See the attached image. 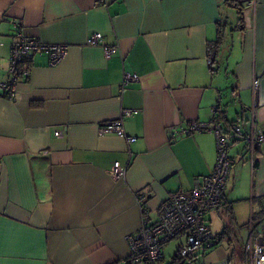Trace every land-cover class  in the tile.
<instances>
[{
  "label": "crops",
  "instance_id": "1",
  "mask_svg": "<svg viewBox=\"0 0 264 264\" xmlns=\"http://www.w3.org/2000/svg\"><path fill=\"white\" fill-rule=\"evenodd\" d=\"M19 31L67 52L33 55L13 98L0 88V264H132L127 236L215 164L214 133L181 128L211 125L218 106L222 122L264 129V0H0V83ZM124 72L138 79L122 85ZM123 109L133 142L99 130ZM229 156L207 221H222L218 242L245 230L244 245L264 229V142L251 155L233 139Z\"/></svg>",
  "mask_w": 264,
  "mask_h": 264
},
{
  "label": "built area",
  "instance_id": "2",
  "mask_svg": "<svg viewBox=\"0 0 264 264\" xmlns=\"http://www.w3.org/2000/svg\"><path fill=\"white\" fill-rule=\"evenodd\" d=\"M101 34L93 32L89 36V43H100ZM115 51V46L104 45L103 52L109 57ZM67 46L62 44H45L33 37L17 32L11 46L9 56V77L7 81L0 83L4 94L13 98L15 94V82L20 76L29 77L30 61L33 55L46 54L50 64L58 63L66 54ZM138 79L136 73L124 72L122 85ZM254 87L257 80L253 81ZM218 106L213 107L215 117L211 125L191 122L181 128L180 133H191L195 130H209L216 138V161L212 170L197 179L193 187L185 191H171L160 207L158 220L153 223H143L138 231L127 236L130 253L127 258L132 264H160L163 260V248L169 240L178 238V247L173 255V264L180 261H193L199 254H203L208 248L218 242L217 236L211 230L207 221V213L217 208L222 203L226 188V181L230 170L229 147L233 139L242 138L248 143L251 155L254 148L264 142V129L252 121L249 134L242 131L237 123H224L218 114ZM134 112L123 109L114 120L100 125V132H114L124 137L128 142L136 138L128 136L123 127L122 116ZM61 135L60 131L56 132ZM113 177L119 178L124 174V169L115 167L111 171ZM243 245V252L236 264H264V229L252 231ZM209 264V263H202ZM215 264V263H211ZM218 264H232L226 259Z\"/></svg>",
  "mask_w": 264,
  "mask_h": 264
},
{
  "label": "rangeland",
  "instance_id": "3",
  "mask_svg": "<svg viewBox=\"0 0 264 264\" xmlns=\"http://www.w3.org/2000/svg\"><path fill=\"white\" fill-rule=\"evenodd\" d=\"M208 218L209 214L207 215V219ZM227 222L229 226V221ZM209 223L214 233H221L223 223L217 216L212 214V219ZM245 234V230H239V227H233L232 231L226 229L216 245L208 248L203 254H199L195 260H187L184 264H202L204 262L218 264L228 258H232L231 263L236 264L237 260H239V256L243 252L242 244L245 240ZM178 242L179 239L174 238L165 244L163 248V260L160 264H173L172 258L176 253Z\"/></svg>",
  "mask_w": 264,
  "mask_h": 264
},
{
  "label": "trees",
  "instance_id": "4",
  "mask_svg": "<svg viewBox=\"0 0 264 264\" xmlns=\"http://www.w3.org/2000/svg\"><path fill=\"white\" fill-rule=\"evenodd\" d=\"M220 42V32H219V36L217 38V41H216V45Z\"/></svg>",
  "mask_w": 264,
  "mask_h": 264
},
{
  "label": "water",
  "instance_id": "5",
  "mask_svg": "<svg viewBox=\"0 0 264 264\" xmlns=\"http://www.w3.org/2000/svg\"><path fill=\"white\" fill-rule=\"evenodd\" d=\"M178 264H183V261H180Z\"/></svg>",
  "mask_w": 264,
  "mask_h": 264
}]
</instances>
